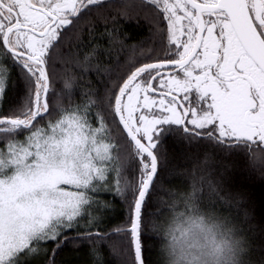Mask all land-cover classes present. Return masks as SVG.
I'll list each match as a JSON object with an SVG mask.
<instances>
[{
	"label": "snow or ice",
	"instance_id": "6c2138e0",
	"mask_svg": "<svg viewBox=\"0 0 264 264\" xmlns=\"http://www.w3.org/2000/svg\"><path fill=\"white\" fill-rule=\"evenodd\" d=\"M142 10L154 14L155 48H133L123 76L79 104L74 76L55 87L58 62L108 71L98 45L80 56L85 21L91 38L93 14L109 13L110 44L123 43L113 40L119 18ZM17 84L22 95L8 105ZM174 136L264 154V0H0V264H59L65 247L82 244L93 264H104L102 245L120 264H164L148 255L157 230L148 209ZM117 198L126 218L109 229ZM179 199L191 243L205 213L195 191Z\"/></svg>",
	"mask_w": 264,
	"mask_h": 264
},
{
	"label": "trees",
	"instance_id": "16d2710c",
	"mask_svg": "<svg viewBox=\"0 0 264 264\" xmlns=\"http://www.w3.org/2000/svg\"><path fill=\"white\" fill-rule=\"evenodd\" d=\"M111 14L115 15L114 12ZM108 15L107 12L100 14L97 19V14H93L91 19L95 22V34L91 38L86 26L87 21L81 25L83 45L80 50L82 57L94 45H98V56L95 59L108 69L107 72H101L99 75L95 70L83 73L71 62L57 64L55 87L58 90L62 88L61 77L74 76L72 98L76 104L86 99L84 92L88 89L101 94L112 79L117 75L123 76L127 71L123 65L133 48H155L158 44V38L154 39L150 31L155 26L154 14L151 11H138L130 20L119 18V27L113 33V40L118 38L123 43L110 44L107 31L112 29L113 21L110 18L104 19ZM69 48H74L71 39L66 42L63 51L66 52ZM137 59L142 60L145 57L138 56ZM21 95L22 89L17 84L9 94L8 105L18 103ZM166 147V166L162 172L161 186L148 209L152 214L151 223L157 226V230L150 237L149 258L154 262L158 257L160 260L164 259L159 254L164 242L163 227L175 214L184 210L183 202L179 198L195 191L202 212L234 224L246 239L250 249L248 264H264V180L261 179L264 154L257 149L255 152L226 155L213 148L206 149L203 145L190 144L178 136L169 138ZM204 177L214 185L219 182V186L215 190L210 189ZM241 196L246 202L238 205L236 201ZM105 199L111 197L106 196ZM113 203L114 208L107 213L104 225L109 229L122 224L126 218V207L120 199H115ZM245 210L250 212V219L245 220ZM90 248L89 244H82L78 248L67 246L57 260L59 264H93V258L89 254ZM101 248L104 264H120L121 255L110 251L106 246L102 245Z\"/></svg>",
	"mask_w": 264,
	"mask_h": 264
},
{
	"label": "clouds",
	"instance_id": "9594fccd",
	"mask_svg": "<svg viewBox=\"0 0 264 264\" xmlns=\"http://www.w3.org/2000/svg\"><path fill=\"white\" fill-rule=\"evenodd\" d=\"M186 219L175 214L163 227L164 264H243L247 243L234 224L204 214L203 228L188 243Z\"/></svg>",
	"mask_w": 264,
	"mask_h": 264
}]
</instances>
